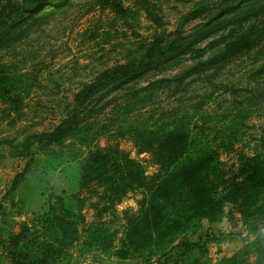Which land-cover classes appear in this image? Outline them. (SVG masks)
<instances>
[{
  "label": "rangeland",
  "instance_id": "1",
  "mask_svg": "<svg viewBox=\"0 0 264 264\" xmlns=\"http://www.w3.org/2000/svg\"><path fill=\"white\" fill-rule=\"evenodd\" d=\"M69 1L26 19L31 10L29 0H0V35L7 34L0 41V67L22 81L12 94L14 100L0 97V264H10L13 257L32 256L36 245L32 241L33 224L56 196L87 198L86 221H96V198L93 191L80 189L79 166L70 157L82 148L83 140L72 138L56 149L64 163L57 170L49 168L55 155L38 154L32 148V156L24 157L20 155L22 146L32 135L58 126L84 85L117 64L142 57L156 42L172 45L175 60L131 85L132 92L149 82L181 76L221 55L240 36L255 47L228 57L215 69L199 71L177 92L175 87L161 89L150 103H138L136 114L141 112L154 120L162 108L194 113L202 108L219 122L220 115L228 111H246L245 141L237 152L222 156L229 178L238 174V155H251L264 138V0H117L125 10L122 16L105 0ZM232 8L237 11L227 13ZM236 15L244 18L242 25L217 27ZM211 43L216 45L209 47ZM97 100L98 110L104 102ZM106 144V139L100 140L102 147ZM118 145L141 163L148 177L157 172L151 156L139 155L131 140L121 139ZM141 199L140 191L132 192L104 213L103 222L118 232L119 239L125 231L126 214L138 212ZM252 222L245 225L238 211L227 205L219 223L203 222L187 232V238L199 245L185 256L188 264H221L235 254L249 252L263 238L264 216ZM248 259L255 263L253 255ZM147 260L117 261L112 254H84L76 246L57 264H150Z\"/></svg>",
  "mask_w": 264,
  "mask_h": 264
},
{
  "label": "trees",
  "instance_id": "2",
  "mask_svg": "<svg viewBox=\"0 0 264 264\" xmlns=\"http://www.w3.org/2000/svg\"><path fill=\"white\" fill-rule=\"evenodd\" d=\"M105 2L117 15H124L125 10L117 0ZM29 4L31 10L26 19L46 8L68 5L70 1L29 0ZM236 11L237 8H232L227 13ZM243 21L244 18L240 20L236 15L219 22L217 27L225 29L238 23L240 26ZM5 36L0 35V41ZM215 45L211 43L209 47ZM254 47L251 40L240 36L221 55L199 63L181 76L149 82L132 92L131 85L175 60L171 56L172 45L156 42L142 57L117 64L84 85L60 124L50 132L32 135L31 141L22 146L20 155L32 156V148L38 154L55 155L56 160L49 168L57 170L64 163L60 161L62 153L56 155V149L69 139L83 140L82 148L70 157L79 166L80 189L93 191L96 198L93 204L96 221L91 224L86 221L87 198L56 196L49 202L46 213L33 224L32 241L36 245L32 256L13 257L10 264H57L76 246L84 254L95 251L112 254L117 261L145 257L151 264V258L156 257L155 262L160 264H169L170 260L179 263L199 247L187 238V232L203 222L219 223L227 205L238 211L245 225H252L255 217L264 216V138L251 155L244 152L238 155L239 171L234 177H228L222 161L224 154L237 152L238 145L247 137L246 111H228L220 115L219 122H214L202 108L196 113L162 108L154 120L141 112L135 113L138 103H150L161 89L175 87L177 92L199 71L215 69L228 57ZM21 83L5 67H0V97L14 100L12 94ZM96 99L104 102L98 110ZM101 139H106L105 147L100 145ZM121 139L131 140L139 155L151 156L157 166L153 176L148 177L141 163L120 149ZM136 191L142 193L139 210L126 214L125 231L119 239L118 232L103 222V215ZM262 233L263 238L253 249L235 254L221 264H250L249 255L255 257L254 264H264V228Z\"/></svg>",
  "mask_w": 264,
  "mask_h": 264
},
{
  "label": "crops",
  "instance_id": "3",
  "mask_svg": "<svg viewBox=\"0 0 264 264\" xmlns=\"http://www.w3.org/2000/svg\"><path fill=\"white\" fill-rule=\"evenodd\" d=\"M188 255V254H187ZM186 255V256H187ZM186 258V257H185ZM183 258L181 262L177 263L175 262L174 260H170L169 264H188L189 262ZM185 259V260H184ZM151 264H160V263H157V262H152Z\"/></svg>",
  "mask_w": 264,
  "mask_h": 264
}]
</instances>
